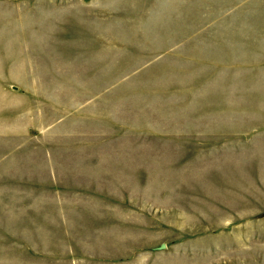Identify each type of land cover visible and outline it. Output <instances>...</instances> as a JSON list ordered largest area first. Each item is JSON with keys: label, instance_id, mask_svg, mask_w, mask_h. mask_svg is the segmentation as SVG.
Returning <instances> with one entry per match:
<instances>
[{"label": "rangeland", "instance_id": "obj_1", "mask_svg": "<svg viewBox=\"0 0 264 264\" xmlns=\"http://www.w3.org/2000/svg\"><path fill=\"white\" fill-rule=\"evenodd\" d=\"M0 264H264V0H0Z\"/></svg>", "mask_w": 264, "mask_h": 264}]
</instances>
